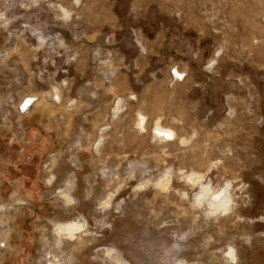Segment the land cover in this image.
Segmentation results:
<instances>
[{
    "label": "rangeland",
    "instance_id": "obj_1",
    "mask_svg": "<svg viewBox=\"0 0 264 264\" xmlns=\"http://www.w3.org/2000/svg\"><path fill=\"white\" fill-rule=\"evenodd\" d=\"M0 264H264V0H0Z\"/></svg>",
    "mask_w": 264,
    "mask_h": 264
},
{
    "label": "bare ground",
    "instance_id": "obj_2",
    "mask_svg": "<svg viewBox=\"0 0 264 264\" xmlns=\"http://www.w3.org/2000/svg\"><path fill=\"white\" fill-rule=\"evenodd\" d=\"M29 101V100H28ZM28 101H22V105L24 104V107H28L29 105H28V103L30 102H28ZM31 103V102H30ZM31 106V105H30ZM29 106V107H30ZM29 107H28V109H29ZM143 118H141V120H142ZM158 123L156 124L158 127H157V131L160 133V135H162V137L164 136V137H172L173 135H175V133L173 132V130L172 129H169V128H164V127H162L161 126V124L159 123V121H157ZM140 124H141V122H140ZM139 124V125H140ZM143 125V127H145V125H144V123H142L140 126H142ZM165 139H167V138H165ZM226 194H224V193H220V194H218V195H213V194H210V196L213 198V201H218L219 203H220V206L221 207H223L224 205L226 206V204L227 203H229V201H228V198L225 196ZM216 204V203H215ZM219 206V205H218ZM224 206V207H225ZM228 207V206H227ZM226 210H229L230 208H225ZM221 210V209H220ZM225 210V211H226ZM228 212V211H227ZM79 227H78V225L77 224H74V223H72V224H69L68 225V227H59L58 229H59V231L60 232H62V231H64L65 229L68 231V230H72V231H74V230H76V229H78ZM80 229V228H79ZM263 238V237H262Z\"/></svg>",
    "mask_w": 264,
    "mask_h": 264
},
{
    "label": "flooded vegetation",
    "instance_id": "obj_3",
    "mask_svg": "<svg viewBox=\"0 0 264 264\" xmlns=\"http://www.w3.org/2000/svg\"><path fill=\"white\" fill-rule=\"evenodd\" d=\"M28 100H29V99H28ZM29 101L32 103V101H31V100H29ZM29 101H28V102H29ZM30 102L28 103V105H29V106L31 105V103H30ZM29 106H28V107H29Z\"/></svg>",
    "mask_w": 264,
    "mask_h": 264
},
{
    "label": "built area",
    "instance_id": "obj_4",
    "mask_svg": "<svg viewBox=\"0 0 264 264\" xmlns=\"http://www.w3.org/2000/svg\"><path fill=\"white\" fill-rule=\"evenodd\" d=\"M23 108L28 109V107H23Z\"/></svg>",
    "mask_w": 264,
    "mask_h": 264
},
{
    "label": "crops",
    "instance_id": "obj_5",
    "mask_svg": "<svg viewBox=\"0 0 264 264\" xmlns=\"http://www.w3.org/2000/svg\"><path fill=\"white\" fill-rule=\"evenodd\" d=\"M143 118V117H142ZM144 122H145V120L144 119H142Z\"/></svg>",
    "mask_w": 264,
    "mask_h": 264
}]
</instances>
